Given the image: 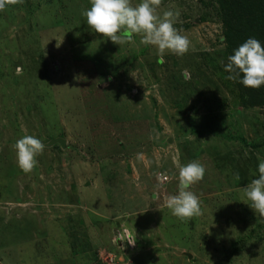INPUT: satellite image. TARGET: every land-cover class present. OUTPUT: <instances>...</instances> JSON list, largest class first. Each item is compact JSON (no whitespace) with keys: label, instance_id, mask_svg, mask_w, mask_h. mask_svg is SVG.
I'll list each match as a JSON object with an SVG mask.
<instances>
[{"label":"rangeland","instance_id":"rangeland-1","mask_svg":"<svg viewBox=\"0 0 264 264\" xmlns=\"http://www.w3.org/2000/svg\"><path fill=\"white\" fill-rule=\"evenodd\" d=\"M90 6L0 10V264H264V219L244 194L264 159V107L243 108L227 78L219 0H161L190 41L162 61L139 35L92 32ZM24 135L45 145L29 173L14 148ZM193 161L201 215L181 221L166 200Z\"/></svg>","mask_w":264,"mask_h":264},{"label":"clouds","instance_id":"clouds-1","mask_svg":"<svg viewBox=\"0 0 264 264\" xmlns=\"http://www.w3.org/2000/svg\"><path fill=\"white\" fill-rule=\"evenodd\" d=\"M15 3L17 0H0V10ZM160 4L161 0H139L135 4L132 0H91V6L83 15L92 32L102 34L118 45L139 35L142 44L157 49L161 61L166 53L183 56L189 50L190 41L174 26L180 11L169 8L158 14ZM224 68L228 79L237 80L247 88L259 89L264 86V45L249 37L233 50ZM20 71L22 69L18 67L17 72ZM181 74L186 80L190 79L187 69ZM44 147L41 139L33 135L19 138L14 145L18 167L25 173L31 172L38 164L36 158ZM257 158L258 174L244 187V194L250 202L248 205L264 219V159ZM204 175V165L196 161L180 168L178 192L167 198L166 207L181 221L201 215L199 197L189 189ZM236 178L239 179L238 173ZM153 197L158 199L159 193H153Z\"/></svg>","mask_w":264,"mask_h":264},{"label":"trees","instance_id":"trees-1","mask_svg":"<svg viewBox=\"0 0 264 264\" xmlns=\"http://www.w3.org/2000/svg\"><path fill=\"white\" fill-rule=\"evenodd\" d=\"M219 5L228 55L249 37L264 45V0H219ZM235 82L243 108L264 107V86L253 89Z\"/></svg>","mask_w":264,"mask_h":264},{"label":"built area","instance_id":"built-area-1","mask_svg":"<svg viewBox=\"0 0 264 264\" xmlns=\"http://www.w3.org/2000/svg\"><path fill=\"white\" fill-rule=\"evenodd\" d=\"M159 179L162 182H166V181H168V176L164 175L163 173H159Z\"/></svg>","mask_w":264,"mask_h":264},{"label":"water","instance_id":"water-1","mask_svg":"<svg viewBox=\"0 0 264 264\" xmlns=\"http://www.w3.org/2000/svg\"><path fill=\"white\" fill-rule=\"evenodd\" d=\"M62 145L64 144V141H59Z\"/></svg>","mask_w":264,"mask_h":264}]
</instances>
